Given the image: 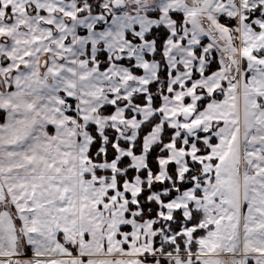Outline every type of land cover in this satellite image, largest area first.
Wrapping results in <instances>:
<instances>
[{
  "label": "snow or ice",
  "instance_id": "1",
  "mask_svg": "<svg viewBox=\"0 0 264 264\" xmlns=\"http://www.w3.org/2000/svg\"><path fill=\"white\" fill-rule=\"evenodd\" d=\"M0 264H264V0H0Z\"/></svg>",
  "mask_w": 264,
  "mask_h": 264
},
{
  "label": "rangeland",
  "instance_id": "2",
  "mask_svg": "<svg viewBox=\"0 0 264 264\" xmlns=\"http://www.w3.org/2000/svg\"><path fill=\"white\" fill-rule=\"evenodd\" d=\"M32 257V252H31V249H28L27 250V255L23 258H31Z\"/></svg>",
  "mask_w": 264,
  "mask_h": 264
}]
</instances>
